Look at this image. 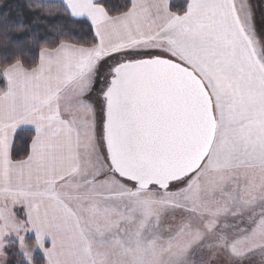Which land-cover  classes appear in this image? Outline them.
<instances>
[{
    "label": "crops",
    "instance_id": "0c3cea01",
    "mask_svg": "<svg viewBox=\"0 0 264 264\" xmlns=\"http://www.w3.org/2000/svg\"><path fill=\"white\" fill-rule=\"evenodd\" d=\"M44 1L61 2L97 38L93 48L43 49L31 70L19 63L0 69V228H22L24 242L32 239L28 249L37 243L44 264H94L83 213L65 192L71 176L95 168L90 153L99 145L88 91L96 58L123 56L151 41L169 47L158 56L192 69L211 95L217 151L210 167L244 172L264 163V67L253 64L238 20L229 16L236 0H185L180 16L170 11L172 0H130L129 11L117 17L99 0ZM20 130L33 132L29 154L12 161ZM10 242L16 243L13 236L1 239L3 254Z\"/></svg>",
    "mask_w": 264,
    "mask_h": 264
},
{
    "label": "rangeland",
    "instance_id": "374dc122",
    "mask_svg": "<svg viewBox=\"0 0 264 264\" xmlns=\"http://www.w3.org/2000/svg\"><path fill=\"white\" fill-rule=\"evenodd\" d=\"M235 2L229 16L238 20L253 64L264 67L259 0ZM170 52L151 41L125 50V57L96 58L90 68L88 109L99 148L90 153L95 168L88 175L71 176L65 196L83 213L92 260L94 264H264V163L244 172L213 169L209 163L217 151L215 142L198 171L166 190H140L109 172L102 142V94L112 67L122 58ZM5 236H13L27 264H32L33 253L42 254L37 243L28 249L22 228L1 226L0 264H5L1 245Z\"/></svg>",
    "mask_w": 264,
    "mask_h": 264
},
{
    "label": "water",
    "instance_id": "95a60500",
    "mask_svg": "<svg viewBox=\"0 0 264 264\" xmlns=\"http://www.w3.org/2000/svg\"><path fill=\"white\" fill-rule=\"evenodd\" d=\"M110 173L140 190H166L198 171L212 148L211 95L189 67L165 57L124 60L102 94Z\"/></svg>",
    "mask_w": 264,
    "mask_h": 264
},
{
    "label": "trees",
    "instance_id": "16d2710c",
    "mask_svg": "<svg viewBox=\"0 0 264 264\" xmlns=\"http://www.w3.org/2000/svg\"><path fill=\"white\" fill-rule=\"evenodd\" d=\"M97 4L110 17L127 13L131 6L130 0H99ZM185 8V0H172L169 6L178 16ZM60 44L93 48L97 38L86 20L70 17L59 1L0 0V69L19 63L24 69L31 70L37 66L41 50H53ZM32 138L31 130H20L15 134L10 150L12 161L27 158ZM26 244L32 247L31 237ZM4 255L5 264H26L14 242L7 244ZM32 264H44L43 257L33 253Z\"/></svg>",
    "mask_w": 264,
    "mask_h": 264
},
{
    "label": "flooded vegetation",
    "instance_id": "af4514ba",
    "mask_svg": "<svg viewBox=\"0 0 264 264\" xmlns=\"http://www.w3.org/2000/svg\"><path fill=\"white\" fill-rule=\"evenodd\" d=\"M259 5V15H260V20L262 24L264 25V0H259L258 4Z\"/></svg>",
    "mask_w": 264,
    "mask_h": 264
}]
</instances>
